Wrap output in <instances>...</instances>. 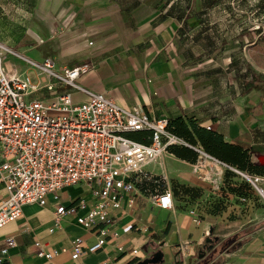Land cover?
<instances>
[{"label": "crops", "instance_id": "obj_1", "mask_svg": "<svg viewBox=\"0 0 264 264\" xmlns=\"http://www.w3.org/2000/svg\"><path fill=\"white\" fill-rule=\"evenodd\" d=\"M23 1L28 11L25 34L15 42L0 39L10 49L32 55L38 59H31L35 62L51 58L59 73L89 65L77 84L103 92L126 108L139 106L149 117L194 121L247 151L251 163L264 159L261 31L254 32L250 43L243 39L246 31L235 39L226 31L216 37V26L203 18L216 8L207 0H195L189 8L173 0ZM9 55L3 65L14 71ZM63 90L72 94L74 102L88 99L69 86ZM33 97L54 100L56 96L43 88ZM194 164L169 151L160 162L147 165L150 180L140 192L125 193L122 208L111 211L117 235L82 260L138 264L161 252L163 262L158 264H264V204L255 195L242 202L244 197L226 188L212 189ZM157 180L171 188L173 182L194 187L202 195L181 194L173 208H159L150 199L153 192H146L154 189ZM2 187L0 180V203L6 197ZM227 195L236 201L214 211L219 200H228ZM81 199L87 207L78 215L98 201L87 184H79L62 188L58 198L48 196L44 206L26 204L18 220L0 229V253L6 238L13 237L16 243L5 264H77L71 258L72 242L80 237L84 244H92L96 233L78 224L72 214L55 228V212L60 205L69 207ZM197 216L199 223L194 221ZM38 240L54 253L52 258L38 255ZM120 248H138L139 253Z\"/></svg>", "mask_w": 264, "mask_h": 264}, {"label": "built area", "instance_id": "obj_2", "mask_svg": "<svg viewBox=\"0 0 264 264\" xmlns=\"http://www.w3.org/2000/svg\"><path fill=\"white\" fill-rule=\"evenodd\" d=\"M8 54L33 64L38 80L32 82L27 72L7 69L3 62ZM89 69V65H83L59 73L53 59L35 62L0 42V180L6 190V197L0 203V229L18 220L26 204L44 206L48 196L58 198L62 188L87 184L98 201L85 214L78 215L80 209L87 207L83 199L69 207L60 205L55 212V228L64 216L72 214L77 216L78 224L96 233L92 244H84L80 237L72 242L71 258L77 264H86L82 260L85 254L102 249L111 235H117L111 211L122 208L125 193L140 192V186L150 180L151 174L145 167L160 162L169 152V146H191L168 130L169 118L149 117L139 106L126 108L103 92L77 84V78ZM66 86L85 93L88 99L74 102L72 94L63 90ZM43 88L55 94V99L33 97ZM142 130L153 132L150 143L127 136ZM191 147L198 154L194 167L205 178L231 168L242 174L264 204V175L230 166L207 153L201 145ZM211 163L219 165L222 171ZM155 183L153 190L146 189L149 194L153 192L149 196L153 204L163 209L173 208L172 188L166 183L161 185L160 180ZM134 203L131 196L128 205L132 207ZM194 221L199 223L198 216ZM15 244L13 237L5 239L0 264L6 263ZM36 245L40 257H53L54 253L43 242L38 240ZM120 250L132 255L139 253L138 248Z\"/></svg>", "mask_w": 264, "mask_h": 264}, {"label": "rangeland", "instance_id": "obj_3", "mask_svg": "<svg viewBox=\"0 0 264 264\" xmlns=\"http://www.w3.org/2000/svg\"><path fill=\"white\" fill-rule=\"evenodd\" d=\"M167 1L168 3H171L172 0ZM262 2L264 3V1ZM22 3L26 2L23 0H0L1 40L15 42L25 34L28 11L22 7ZM187 3L191 4V0H173V4L175 5L179 4L185 6ZM258 3L259 0H220L216 3V8L211 12L206 13L203 18L216 26V37H219L218 32L223 33V31H226L227 35H230L232 39H235L240 33L246 31L243 39L250 43L253 41V39H255L256 36L254 32L257 31L262 32V37L264 39V8L260 9L257 7L256 5ZM193 4H195V0ZM241 28H243L244 31H242ZM13 50L17 51L15 48ZM22 54H24L29 59L38 60L35 57H32L30 54ZM252 54L255 55V53ZM9 56V59L12 61L16 71L19 73L27 72L32 82H36L38 80L37 71L33 64L27 62L22 57L11 54ZM262 62L264 64V58L261 63ZM227 172H231L234 176L232 177L230 181L231 183L229 185L235 186L238 184H245V180L241 173L236 172L231 168H225L222 174L213 173L207 177L210 184L212 185V189L222 190L224 186L228 185V183L224 185L225 175ZM254 195L259 198L256 194ZM227 198L228 200H220L223 208H226L227 205L231 203V201H236L229 200L230 197L228 195ZM245 201L242 200V202ZM261 202L263 203V201Z\"/></svg>", "mask_w": 264, "mask_h": 264}, {"label": "trees", "instance_id": "obj_4", "mask_svg": "<svg viewBox=\"0 0 264 264\" xmlns=\"http://www.w3.org/2000/svg\"><path fill=\"white\" fill-rule=\"evenodd\" d=\"M218 1L220 0H207V3H209V5H216ZM262 1L264 0H259L258 4L264 8V3ZM193 3L191 0V4L187 3L185 7L189 8L193 5ZM167 128L170 132L184 139L191 146L201 145L207 153L230 166L249 173L264 175V159L255 164L251 163L250 156L247 151L242 152L238 147L224 142L219 135L215 134V132L211 130L199 128L194 121L187 123L182 118L175 120L169 119ZM127 136L139 142L150 143L152 141L153 132L149 130H142L131 132L127 134ZM191 146L172 145L168 147V150L180 157L189 158L190 160L196 162L198 154ZM231 172H227L225 175L224 185L226 183H228V185L223 187V189L226 188L224 191H228L240 198L244 197L246 199L251 197L252 194H255L252 186L247 181H245V184H238L235 186L229 185L232 177H234ZM172 190L174 198L181 194L189 195L195 198L201 197L202 195V191L200 189L181 185L176 182H173ZM224 198H227V196H224ZM222 209L224 208L219 200L216 207H214V211H221Z\"/></svg>", "mask_w": 264, "mask_h": 264}, {"label": "water", "instance_id": "obj_5", "mask_svg": "<svg viewBox=\"0 0 264 264\" xmlns=\"http://www.w3.org/2000/svg\"><path fill=\"white\" fill-rule=\"evenodd\" d=\"M211 240L208 239L207 242H210ZM163 262V255L161 252H156L152 258L142 260L138 262V264H158Z\"/></svg>", "mask_w": 264, "mask_h": 264}, {"label": "bare ground", "instance_id": "obj_6", "mask_svg": "<svg viewBox=\"0 0 264 264\" xmlns=\"http://www.w3.org/2000/svg\"><path fill=\"white\" fill-rule=\"evenodd\" d=\"M211 165H213L217 170L222 171V168L219 165H215V164H212V163H211Z\"/></svg>", "mask_w": 264, "mask_h": 264}]
</instances>
